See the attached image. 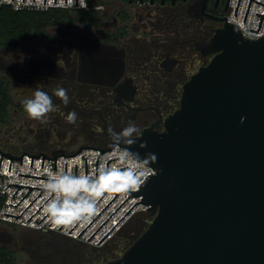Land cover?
Here are the masks:
<instances>
[{"label": "water", "instance_id": "95a60500", "mask_svg": "<svg viewBox=\"0 0 264 264\" xmlns=\"http://www.w3.org/2000/svg\"><path fill=\"white\" fill-rule=\"evenodd\" d=\"M256 14L262 17L258 29H250L254 32L259 31L264 18V14ZM205 48V55L214 56L185 84L180 106L165 120V130L145 129L130 146L141 156L148 152L156 154L157 161L151 166L157 174L150 176L140 189L125 192L129 197L124 203L131 197L142 196L140 202L153 219L121 256L97 264H264V36L247 37L236 24L225 22ZM113 136L109 137L107 149L83 147L72 155L43 156L42 168L44 159H55L53 169L57 170V157H73L85 148L100 150V155L112 151ZM142 141H146V147H140ZM0 153V166L3 155L11 159L10 171L13 158L21 159L23 165L24 155L18 158L2 150ZM29 156L31 166L34 158L41 157ZM98 162L99 158L97 167ZM11 185L18 186V191L22 187L30 188V192L41 189L33 202L48 191ZM122 192L104 191L101 199L107 193H116V198ZM23 199L10 205L18 206ZM29 206L19 216L5 215L19 218Z\"/></svg>", "mask_w": 264, "mask_h": 264}, {"label": "flooded vegetation", "instance_id": "af4514ba", "mask_svg": "<svg viewBox=\"0 0 264 264\" xmlns=\"http://www.w3.org/2000/svg\"><path fill=\"white\" fill-rule=\"evenodd\" d=\"M97 11L104 20L92 25L66 22L18 49L0 46V76L11 84L12 99L0 123L1 149L57 156L108 146L129 123L139 129L134 137L164 131L185 84L214 56L205 55V44L229 22L227 0H128ZM36 88H63L70 102L53 96V112L30 118L21 102ZM72 110L75 124L65 119ZM9 233L0 224V242L60 264H90L94 253L87 244L73 251L74 240L54 232L34 241Z\"/></svg>", "mask_w": 264, "mask_h": 264}, {"label": "built area", "instance_id": "2783aa9c", "mask_svg": "<svg viewBox=\"0 0 264 264\" xmlns=\"http://www.w3.org/2000/svg\"><path fill=\"white\" fill-rule=\"evenodd\" d=\"M65 1L66 0H57V3H55V0H46V4H44V0H35V1H33V0H25V1H23V0H0V7H2V6L10 7L15 11H25V10L47 11L50 9H89V8L99 10L102 8L101 4H98V5L92 4L91 0H86L87 8H82L80 6V0H78V4H76V0H68L67 3H65ZM238 1L239 0H230L229 1L228 21L236 24L239 27V29L241 30V32L247 37L257 39V38L264 36V18L262 20V23H261V26H260V29L258 32H254V31L250 30V29H254V30L258 29V26H259V23H260L262 16L257 15L256 13L258 12V13L264 14V5L255 1V0H252L251 5H250V9H249V12L247 15L246 22H244V18H245L250 0H241L238 11H237V16H235V11L237 8ZM259 1L264 3V0H259ZM91 147L98 148V149H107V148H109V145L103 146V147H101V146H91ZM0 150H2L4 154L11 153V152H8V151L1 149V148H0ZM101 152L102 151L97 150V149L85 148L78 155L73 156V157H64V156L57 157V170L53 169V168H55V165H56L55 159H53V160L44 159V166L42 168L43 155H41L40 158H34L33 166H31L32 157H30L29 155H35V156L39 157L40 156L39 154L28 153L29 154L28 155V154H24V153H22V154L11 153V155L13 157L21 158L22 155H24V157H23V165H21V159L13 158L12 167H11V171H10L9 168H10L11 159L9 157L3 155L1 166H0V201H1L0 221L7 223L11 226H20V227L30 228V229L42 231L45 233H49V232L58 233V234H61L62 236L70 238L74 241H78V242H81V243H84V244H87V245H90L93 247L104 246L107 242H109L117 234V232L136 213H138L139 211H142V210H146L147 207L142 202H140V201H142V196H139L137 198L131 197L130 199H128L124 203V201L129 197V193L122 192L116 198H115L116 193H107L102 199H101V197L104 195V193H101L100 195L94 197L95 204L100 199L101 200L96 204L95 211L93 213L86 215L83 219L82 218L75 219L69 223H66L61 229H59L64 223L56 224L55 222H53L52 219L49 218V215L40 224H38L48 214L46 212V206L52 199L55 198V196H56L55 193L53 195V193H50L49 191H44L33 202V200L41 193V189H33L30 192V188L22 187L18 191V189H19L18 186H16V185L9 186L10 184H20V185L45 188L44 185L48 182L49 179L24 176V175H19V173L28 174V175H35V176L49 177L50 173H59L61 170H63V172L66 173V163H67L68 172H71L73 175H76V164H77L78 175H80V174L86 175V158L87 157H88V174H90L92 169L94 167H97L98 158H99V162H98V167H99L100 163L103 162V158L106 157L110 151H106L102 155H100ZM73 154H75V153H73ZM66 155H72V154H66ZM1 156H2V153H0V161H1ZM49 157L55 158L53 156H49ZM90 161H94V162L90 163ZM111 163H115V161H111ZM153 171H154V169H153ZM7 187H8V189H6ZM138 189H140V187H138L136 190H138ZM22 199H23V201L18 206L10 205V203L11 204H18ZM112 200H113V202L102 212V210ZM137 202H140V203H138L126 215V213ZM123 203H124V205L110 218V216ZM28 206H29V208L19 218L9 216V215H5V213H8V214L19 216ZM40 207H41V209L34 215V213ZM96 217H97V219L85 230V228ZM80 220H81V222L75 227V225ZM102 225H103V227L96 233V231ZM109 231H110V233H109ZM80 234H81V236H80Z\"/></svg>", "mask_w": 264, "mask_h": 264}, {"label": "clouds", "instance_id": "9594fccd", "mask_svg": "<svg viewBox=\"0 0 264 264\" xmlns=\"http://www.w3.org/2000/svg\"><path fill=\"white\" fill-rule=\"evenodd\" d=\"M80 6L87 8L86 0H80ZM53 96L61 98L65 105L70 102L67 91L63 88L53 90L52 93L36 88L21 103L30 118L41 119L46 113L55 110ZM77 117V112L72 110L68 112L65 119L67 123L75 124ZM138 132L137 126L129 123L119 133H115L113 150L103 158L99 167H94L88 175H73L63 170L59 173H50L49 180L44 187L56 196L46 206L49 218L56 224L69 223L83 218L95 211V196L108 190L135 191L150 176L156 175L157 173L151 166L157 161L156 154L148 152L141 156L139 152L133 151L130 147L136 140L134 134ZM140 147H146V141H142ZM93 162L90 161V163Z\"/></svg>", "mask_w": 264, "mask_h": 264}, {"label": "trees", "instance_id": "16d2710c", "mask_svg": "<svg viewBox=\"0 0 264 264\" xmlns=\"http://www.w3.org/2000/svg\"><path fill=\"white\" fill-rule=\"evenodd\" d=\"M103 1L106 0H102V2ZM99 17L100 14L98 11L92 8L15 11L10 7L2 6L0 7V46L18 49L35 41L42 35H48V30L52 26H58L66 22L74 21L92 25L99 20ZM11 105V84L5 77L0 76V123L5 122L9 118ZM136 215L137 213L124 226L128 225ZM124 226L117 232V234L120 233ZM143 227L144 222L139 220L136 224H129L122 230L121 233L125 232L126 234H124L120 238V241L117 242L124 243L126 247H123L120 252H124L128 249L146 230H144ZM125 229L126 231H124ZM140 232L142 233L140 234ZM114 237L110 241H113V239H115ZM10 251L11 250L6 246L0 244V264L4 263V260L6 261V258H8L7 253Z\"/></svg>", "mask_w": 264, "mask_h": 264}, {"label": "rangeland", "instance_id": "374dc122", "mask_svg": "<svg viewBox=\"0 0 264 264\" xmlns=\"http://www.w3.org/2000/svg\"><path fill=\"white\" fill-rule=\"evenodd\" d=\"M127 3H128L127 0H106L103 2L102 0H92V4H97V5L101 4L102 5L101 9H104V7L106 6L118 8L120 6L127 5ZM99 20L100 21L104 20V17L101 16ZM10 111H11V108H10ZM152 219L153 217L150 215V213L147 210H142L137 213L135 218L130 223H128V225L129 224L134 225L139 220H142L144 222L143 229L145 230L148 227V225L151 223ZM0 224L4 227H7L10 232L9 234L16 236L18 239L28 238L29 240L34 241V240L40 239V237H42L43 235L42 232L38 230H33L30 228H25V227H20V226H11L1 221H0ZM128 225L124 226V228L127 227ZM122 230L120 231V233L122 232ZM124 231H126V229ZM120 233L114 237L115 239H113V241L106 243L102 247H93V246L87 245L91 247V249L94 251L90 264H97L100 262L108 261V260H111L113 257L121 256L123 254V252H120V251L123 249V247H126V246L124 245V243H118L117 241H120V238L126 233L125 232L121 234ZM141 233L142 232H140V234ZM73 242L76 245V248L73 249V251L75 252H79L80 250H82L83 245H85L81 242H77V241H73ZM26 243L24 245L28 246L31 249L32 245L26 244ZM0 244L3 246H6L8 249L11 250L10 252L7 253L8 258H6V261L4 260V263L2 264H60L59 261L57 260L53 261L52 259H47V258L41 259V258H38V255H35V254L34 256H32V253L30 252V250L29 251L25 250L21 244L15 247L5 244L3 242H0ZM75 263L81 264L79 263V260H77ZM87 263H88L87 261H84L82 264H87Z\"/></svg>", "mask_w": 264, "mask_h": 264}]
</instances>
